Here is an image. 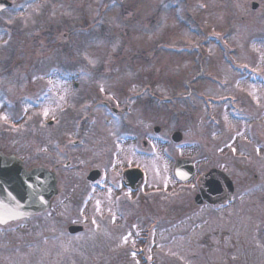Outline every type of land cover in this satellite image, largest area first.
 <instances>
[{
  "label": "rangeland",
  "instance_id": "rangeland-1",
  "mask_svg": "<svg viewBox=\"0 0 264 264\" xmlns=\"http://www.w3.org/2000/svg\"><path fill=\"white\" fill-rule=\"evenodd\" d=\"M11 1L0 11V89L8 85L13 94L4 95L7 100L17 95L23 103L16 116L0 96V124L17 130L12 144L26 165L84 170V147L93 157L95 137L103 150L106 139L117 137L122 144L110 150L104 169L137 164L148 170L144 190L161 180V218H169L139 238L153 219L137 218L136 207L120 213L104 205L98 197L104 190L97 188L92 204L69 209V221L84 225L80 237L22 244L28 264H264V0ZM13 46L24 51L22 59L34 60V78L27 79L31 70L21 82L13 78L26 67L19 54L9 64L14 72L5 75ZM68 72L79 75L59 76ZM31 84L35 97L50 85L47 98L29 103L21 93H32ZM94 98L121 101L132 111L115 116L111 104L96 107ZM127 128L147 140V153H137L138 138L119 139ZM174 129L183 132L180 142L170 138ZM75 132L88 140L78 145ZM48 133L63 136V144L48 146ZM131 145L132 154L121 151ZM178 156L194 159L196 173L225 169L235 183L233 200L186 208L197 188L174 176ZM68 158L74 167L63 166ZM248 168L259 173L258 181ZM33 222L22 220L19 229L32 233L22 227ZM127 228L134 229L133 240Z\"/></svg>",
  "mask_w": 264,
  "mask_h": 264
},
{
  "label": "flooded vegetation",
  "instance_id": "flooded-vegetation-1",
  "mask_svg": "<svg viewBox=\"0 0 264 264\" xmlns=\"http://www.w3.org/2000/svg\"><path fill=\"white\" fill-rule=\"evenodd\" d=\"M24 55V51L19 52L20 62H23L26 67L18 70V72H20L19 74H13V78H15L16 81H20V79H22L21 77H23V75H26L23 72H26L29 69V66L34 61L25 58L22 59L21 57ZM4 72L5 75L8 74L9 72H11V68H5ZM8 75L10 76L11 74ZM27 79H30V76L27 77ZM25 92L26 91L23 90V93H21V95L26 94ZM9 93L13 94L8 85H4L3 87H1L0 96H3L1 99H4V102L10 105L12 111L18 110L16 115L18 116L21 113L20 106L22 105L23 100H17L15 102L14 99L17 95L13 96L11 100H7L4 95ZM125 109H127V107H125ZM32 124H34L32 125L34 128L36 123L33 122ZM82 124L87 125L86 123ZM143 129L144 127H140L141 133H147L148 128H146L145 130ZM16 132V129L8 128L6 122L0 124V150L7 154L13 153L21 157L19 155L20 153L17 151L18 145L12 144ZM135 135L136 134L133 132L132 128H127V130L123 132L124 137H119V139L133 140ZM48 139V146L54 149L55 137L48 133ZM63 140L64 137L58 139L59 146L63 144ZM87 140L88 139L86 136L82 137L79 140V142L81 143H78V145L85 143ZM94 140H96L94 144L95 146H97H94L91 152H95V156L90 157L89 151L85 147V150H83L84 152L81 154V156L83 157V165H80V167H84V170L60 169L59 163L45 165L55 174L57 185V193L52 197L49 208L45 209L44 211L34 213L28 218H21L5 223H0V264H28L29 257L26 259V256H23L20 251V247L22 244L25 247H30L34 245V242H37L42 238V240H49L48 238L52 237L61 242H68L71 236L80 237L83 231H78L75 233L69 232V224L71 222L68 218L69 209L71 208L74 211L77 209L82 210L84 208V205L90 200L91 195L97 192V188L104 190L98 196L100 200L109 202L115 209L118 210V212L121 213V210L123 209L128 210V208L134 209L136 207V209L140 210L138 211L137 218L142 217L143 219H146L148 217L149 220L153 219L152 222L154 224L156 223L161 226V187H151L148 189V191H145V184L147 183V176L145 174L144 179L139 186L133 187L126 185L125 183L128 180L124 177V170L128 167L135 166V164L123 165L122 169L117 171H115L116 169L113 171L104 169L105 165L110 166L106 163V159L109 156L110 150L113 149L114 151L117 147V143L122 144V142H120L117 137L111 143L108 139H106V143L104 142L106 147L103 150V145L99 142V140H97L96 137L94 138ZM139 140L140 139L138 138L137 141ZM141 144L142 147L137 150V153H142L147 148V141L145 139L141 140ZM137 146H139V142H137ZM129 149L130 150H126L123 146H121V151L126 155L132 154L134 151L132 145L129 146ZM21 158L25 162L26 159L23 157ZM64 163L66 164L63 165L64 167L68 168L71 165L74 167V163L70 158L66 159ZM93 168H99V171L96 172L93 178H89L88 175ZM214 177L217 179V189L210 192L203 191L200 195H198L200 203H197L195 201V196L197 195L200 186L204 182V172L199 173L193 178V182L196 184L197 189L191 193L190 200L186 203V205L184 204L186 208L195 206L221 207L226 205L232 199L234 191L232 192V194L230 193V186H227L226 181L219 176L215 175ZM253 177L255 181H258L259 175L257 173H253ZM158 183H160V181ZM107 184L109 186V189H107ZM59 196H61L62 201L57 200V197ZM156 202L158 205V212H154V209L156 208ZM151 211L152 213H150ZM149 214H152V216H149ZM30 217L32 221H34L31 224V227L30 224L27 223L26 226L22 227V230H30L32 233H24V231H21V229H19L21 225L19 222L25 219H29ZM133 221L134 216L126 217L124 221L121 222V224L124 226V224H130ZM43 222L45 223L43 224ZM131 233L132 235L133 233H135L134 229L127 228V234L131 235ZM224 234L226 233H223V235ZM65 246L67 251L68 244L66 243ZM63 252L64 251H62L61 253ZM32 260L33 259H30V261Z\"/></svg>",
  "mask_w": 264,
  "mask_h": 264
},
{
  "label": "water",
  "instance_id": "water-1",
  "mask_svg": "<svg viewBox=\"0 0 264 264\" xmlns=\"http://www.w3.org/2000/svg\"><path fill=\"white\" fill-rule=\"evenodd\" d=\"M11 4L10 0H0V10ZM253 7L256 6L254 1ZM175 139L179 137L175 134ZM194 168L188 159H178L175 173L182 179H187L193 174ZM218 171L211 169L209 173ZM127 172H135L130 169ZM226 177V176H225ZM210 187L216 188V184L210 181ZM57 191L55 177L45 167H33L26 169L23 163L14 155L0 153V222L10 219L29 216L34 212L47 208L51 196ZM80 228L75 224L70 225V230Z\"/></svg>",
  "mask_w": 264,
  "mask_h": 264
},
{
  "label": "trees",
  "instance_id": "trees-1",
  "mask_svg": "<svg viewBox=\"0 0 264 264\" xmlns=\"http://www.w3.org/2000/svg\"><path fill=\"white\" fill-rule=\"evenodd\" d=\"M50 30V29H49Z\"/></svg>",
  "mask_w": 264,
  "mask_h": 264
}]
</instances>
